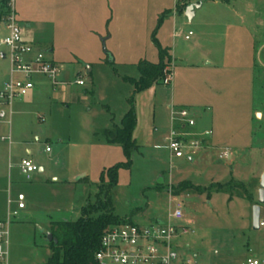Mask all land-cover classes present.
Masks as SVG:
<instances>
[{
  "label": "rangeland",
  "instance_id": "374dc122",
  "mask_svg": "<svg viewBox=\"0 0 264 264\" xmlns=\"http://www.w3.org/2000/svg\"><path fill=\"white\" fill-rule=\"evenodd\" d=\"M104 1L97 0L95 6L82 0L13 1L22 38L30 35L35 44L56 48L53 57L64 84L53 87L49 99L45 90L37 89L3 109L0 219L6 217L8 195L14 201L22 194L25 206L9 226L7 264H47L45 234L51 224L77 221L82 209L95 201L100 172L124 161L121 148L105 144L101 134L118 126L128 110L132 86L124 78H138L139 60L158 61L151 41L154 32L173 56L163 59L166 76L174 66L176 95L184 102L173 112L188 110L194 120L188 132H214L220 145L201 140L199 149H184L183 158L170 157L165 141L172 126L165 98L169 83L163 80L151 92L137 93L133 106L139 118L134 130L138 150L132 154L131 168L118 172L111 191L113 212L140 226L160 220L185 229L171 241L177 262L245 264L249 257L264 261V228L253 230L251 224L264 171V64L255 67L248 81L246 67L231 63L221 70L223 81L210 83L205 66L209 45H264V0H190L198 5L190 20L173 0H117L110 7ZM6 10L0 1V12ZM2 25L3 18L0 38L6 34ZM0 51L5 52L4 47ZM262 55L264 60V49ZM185 64L198 68L192 71ZM8 67V59H0V80ZM78 79L82 87L74 84ZM217 85L223 86L222 98L213 96ZM207 102L214 104L215 113ZM248 108L257 109L249 123ZM244 142L250 148L244 149ZM225 147L236 154L223 160L219 154ZM23 159L37 167L30 181L19 170ZM231 181L242 183L245 190L233 184L230 201L213 187L207 190ZM176 205L183 214L178 222L169 218Z\"/></svg>",
  "mask_w": 264,
  "mask_h": 264
},
{
  "label": "built area",
  "instance_id": "2783aa9c",
  "mask_svg": "<svg viewBox=\"0 0 264 264\" xmlns=\"http://www.w3.org/2000/svg\"><path fill=\"white\" fill-rule=\"evenodd\" d=\"M9 13L3 20L7 34L0 38V55L8 59L9 76L8 80L0 89V115L10 103L16 99L28 95L36 85L37 79L46 81L50 86L57 87L62 83L59 81L61 75L60 66L53 62L45 51L36 49L33 45L25 42L17 21L15 11L12 7L14 0H6ZM179 7L185 8L190 0H173ZM189 32L184 36L188 40ZM171 76H166L165 84L170 82ZM76 86L84 85L82 80L74 83ZM171 128L166 138L167 150L170 157L180 159L184 157L183 151L199 149L198 139L201 136H210L209 131L200 134H192L188 129L194 126V120L186 109L178 112L171 111L169 116ZM49 151L48 148L45 149ZM193 156V152L188 154ZM233 156L229 150H222L219 157L223 160ZM19 170L26 180H30L31 174L37 171V167L28 160H21ZM16 209L9 208L11 201H8L6 217L0 219V264H7L9 226L18 211L24 208V196L18 194L14 201ZM170 220L178 222L183 218L182 211L178 205L170 212ZM259 228H264V222L259 220ZM185 233L186 230L178 228L171 222L156 221L146 226L132 223L118 224L107 228L101 235L98 248L93 255L94 264H191L188 260L177 262L172 239L178 232ZM245 264H264V261L249 257Z\"/></svg>",
  "mask_w": 264,
  "mask_h": 264
},
{
  "label": "trees",
  "instance_id": "16d2710c",
  "mask_svg": "<svg viewBox=\"0 0 264 264\" xmlns=\"http://www.w3.org/2000/svg\"><path fill=\"white\" fill-rule=\"evenodd\" d=\"M0 1L7 8L6 13L0 12V20L1 18L4 20L9 13V7L6 0ZM151 41L157 51L158 61L151 63L140 60L136 65L138 78H124L132 86V93L128 100V110L121 118L118 126L112 125L110 129L104 130L101 134L107 144L117 145L121 148L124 161L101 171L95 201L93 204H87L82 209L81 217L77 221H62L51 224L49 233L56 240V243H48L50 257L47 264H94L93 255L98 248L102 233L109 227L130 223L128 219H120L114 214L111 191L117 184L119 170H129L131 168L132 154L138 150V145L132 136L137 122L133 106L134 96L160 84L165 79L166 74H169L163 62V59L169 60L168 50L163 48L156 40L155 32L151 36ZM83 180L85 178L81 181ZM233 184L236 189L239 187L245 190L242 183L232 181L224 185L219 184L216 187L210 186L207 190L209 192L213 187V192L227 194L230 201ZM242 197H245L244 193Z\"/></svg>",
  "mask_w": 264,
  "mask_h": 264
},
{
  "label": "crops",
  "instance_id": "0c3cea01",
  "mask_svg": "<svg viewBox=\"0 0 264 264\" xmlns=\"http://www.w3.org/2000/svg\"><path fill=\"white\" fill-rule=\"evenodd\" d=\"M97 0H82V2H84V4H88V2H92V5L95 6V3H96ZM107 1V4L108 7L110 6H113V3L116 2L117 0H105L104 2L106 3ZM157 1V0H156ZM104 3V5H105ZM111 3V4H110ZM189 5H195V4H188L185 9H184V13H185V10L186 8L189 6ZM177 7V6H176ZM104 19V18H103ZM18 21V20H17ZM109 20H105L104 23L105 25H109L110 23L113 22V18H111L109 24H107ZM2 27L4 28L6 34H7V31H6V28L4 27V25H2ZM26 27L27 28H30L28 22L26 23ZM5 34V35H6ZM29 39V40H28ZM24 40V39H23ZM25 42L33 45L36 49H39L41 51H45L49 58L55 62L56 60L54 59L53 55H54V49H56L54 47V45H47V46H44V45H38V44H35L32 39H31V36L29 35V37L24 40ZM29 41V42H28ZM57 46V45H55ZM210 47V51L207 50V53L205 54V57L207 59V62H206V70H207V74H208V82H218V80L220 81H223L224 78L222 76V72L221 70H223V68H225L227 65H231L232 64H237V65H240V66H245L246 69H245V72L243 75H247L246 79L248 81H251V77L252 75L254 74L255 72V67H261L263 66L264 64V60H263V55H262V50L264 49V45H209ZM73 57H75L76 59H78V56H75V55H71ZM171 56V55H170ZM172 60H173V56H171ZM140 61V60H139ZM138 61V62H139ZM137 62V63H138ZM58 64V63H57ZM59 65V64H58ZM184 68H192L190 70L193 71V68H198V66H196L195 64H185L183 65ZM174 66H172V69H171V73H170V76H171V79H170V82H169V93H168V96L165 97L166 98V108L167 110L169 111V116H170V113L171 111H173V108L177 107L176 105H183V101L181 99H179L176 95V89H177V86L179 87L178 83L175 85L174 87V84H173V81H174ZM213 74H216L213 75ZM8 76H9V67H8V71H7V75H5V78L0 80V89H2V87L4 86V83L8 80ZM190 76V75H189ZM249 77V78H248ZM129 78H132V77H129ZM192 78V77H191ZM136 79V78H134ZM64 84V83H62ZM159 85V84H158ZM156 85L152 86L150 89H148L147 91L148 92H151L154 88H155ZM41 90V91H46L45 93H47V97L49 99V93H52L53 92V87L50 86L46 81L42 80V79H37L36 81V85H35V88L32 90L33 92L36 91V90ZM221 92H220V91ZM187 91V89H186ZM212 92H213V96L214 97H218V98H222L223 97V86H220L218 87L217 86H214L212 88ZM211 97L210 96V100H211ZM221 100V99H220ZM207 108H210L211 109V114L212 112L214 111L213 110V106L214 104L212 102H207ZM249 109V108H248ZM246 110V115H247V122H252V117L253 115L256 116V110L257 109H249V110ZM3 111V110H2ZM210 111V110H209ZM215 113V111H214ZM217 114V113H216ZM4 117V114H1L0 115V119H2ZM216 119V118H215ZM136 120H139L138 118V115H137V119ZM209 120L212 121V118L209 117ZM217 120V119H216ZM136 126H137V122H136ZM136 130V128H135ZM204 131H208V130H204ZM203 131V132H204ZM200 132V130H199ZM198 131L196 132H192V134H200L202 132L199 133ZM211 133V131H209ZM133 139L135 140V137H134V132H133ZM209 137V136H208ZM210 137H212L210 140H207V139H203L204 141H206V143L210 146H213V147H219L220 144H218L219 140L217 139V137L214 135V132H213V135L211 136L210 134ZM209 137V138H210ZM166 138L167 136L165 137V141H166ZM136 142V140H135ZM105 144H107L105 142ZM109 145V144H108ZM224 144H221V146H223ZM228 145V144H227ZM157 147V146H156ZM244 147V149H248L250 148V144L249 142H244V145L242 146ZM221 149V148H220ZM229 150V148H224V149H221L222 150ZM27 153H29V151H26ZM233 153L236 154L235 151H232ZM38 172L40 174L43 173V170L41 168H39ZM101 173V172H100ZM100 175V174H99ZM85 176L82 175V177L80 178L81 180L84 179ZM31 179V178H30ZM27 181H30V180H27ZM53 181H56V179L54 178ZM7 193L9 194V190H7ZM20 194V193H19ZM7 204H8V201H11L12 203H14L13 200H11L9 198V195L7 197ZM9 206V205H8ZM8 208V207H7ZM10 208V206H9ZM25 209V206L23 209H21L20 211H23Z\"/></svg>",
  "mask_w": 264,
  "mask_h": 264
},
{
  "label": "water",
  "instance_id": "95a60500",
  "mask_svg": "<svg viewBox=\"0 0 264 264\" xmlns=\"http://www.w3.org/2000/svg\"><path fill=\"white\" fill-rule=\"evenodd\" d=\"M198 5H189L185 10V17L190 20L193 17V10L197 9ZM3 55H0V59H3ZM192 156L188 157L189 161H192ZM264 203V171L260 176L259 185L257 190V203L256 205L252 206V229L258 230L259 229V220H260V205ZM46 241L48 243L53 242L56 243V240L52 238L50 233L45 234Z\"/></svg>",
  "mask_w": 264,
  "mask_h": 264
}]
</instances>
